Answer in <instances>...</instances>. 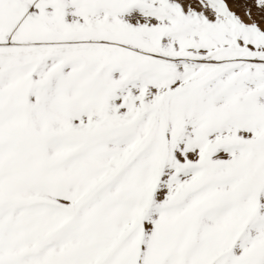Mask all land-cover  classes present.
I'll list each match as a JSON object with an SVG mask.
<instances>
[{"label":"snow or ice","instance_id":"obj_1","mask_svg":"<svg viewBox=\"0 0 264 264\" xmlns=\"http://www.w3.org/2000/svg\"><path fill=\"white\" fill-rule=\"evenodd\" d=\"M0 264H264V0H0Z\"/></svg>","mask_w":264,"mask_h":264}]
</instances>
